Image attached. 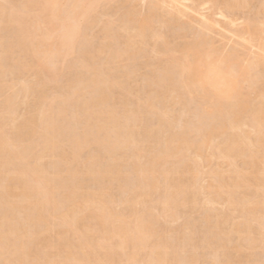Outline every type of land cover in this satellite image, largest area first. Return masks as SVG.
<instances>
[{
    "label": "bare ground",
    "instance_id": "6f19581e",
    "mask_svg": "<svg viewBox=\"0 0 264 264\" xmlns=\"http://www.w3.org/2000/svg\"><path fill=\"white\" fill-rule=\"evenodd\" d=\"M252 2L0 0V264H264Z\"/></svg>",
    "mask_w": 264,
    "mask_h": 264
},
{
    "label": "rangeland",
    "instance_id": "374dc122",
    "mask_svg": "<svg viewBox=\"0 0 264 264\" xmlns=\"http://www.w3.org/2000/svg\"><path fill=\"white\" fill-rule=\"evenodd\" d=\"M252 1H253V2H252ZM257 1H259V0H257ZM251 2L253 3V5L255 4V7H256L255 9H253L254 13L257 12L258 10H261L260 13H261L262 16H261V15H260V16H261V18L263 19V18H264V13H263L264 10H263V9H260V4H261V2H258V4H257L256 0H251ZM140 6H141V5H140ZM144 7H145V6H144ZM251 7H253V6L251 5ZM141 8H143V5H142ZM141 8H140V9H141ZM255 10H256V11H255ZM262 10H263V11H262ZM239 23H241V21H240ZM198 28H199V27L197 26V29H198ZM199 29H200V28H199ZM209 34H210V32H209ZM210 36H214V35L211 33ZM217 38H218V37H215L217 44H219L220 41H224L223 39L219 41V39H221V38H218V39H217ZM226 41H227V42H226ZM225 42H226L227 44H225L224 42H223V43L226 45V49L229 50L230 47L233 46V44H230V43L228 42L227 39L225 40ZM224 44H223V45H224ZM219 45H220L221 48H222V45H221V44H219ZM219 45H218V46H219ZM225 45H224V47H225ZM224 47H223V48H224ZM223 48H222V49H223ZM226 49H225V50H226ZM217 162H219V165L222 163V161H215V163H213V164L215 165V167L219 168V167H222V166H223V165H222V166L220 165V166L218 167V163H217ZM213 167H214V166H213ZM205 170H208V168L205 169ZM202 171H203V172H206V171H204V170H202ZM202 182L206 183V179H205V181H202ZM204 183H202V184H204ZM208 183H209V181H207V183L204 184V185L207 186V185H209ZM206 186H204V187H206ZM215 208H216V209H221V208H223V207H222V205H219V207H218V205H216ZM178 224H180V223H178Z\"/></svg>",
    "mask_w": 264,
    "mask_h": 264
}]
</instances>
